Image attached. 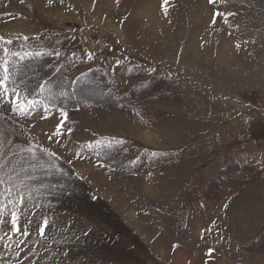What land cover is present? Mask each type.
Masks as SVG:
<instances>
[{
	"label": "rangeland",
	"instance_id": "374dc122",
	"mask_svg": "<svg viewBox=\"0 0 264 264\" xmlns=\"http://www.w3.org/2000/svg\"><path fill=\"white\" fill-rule=\"evenodd\" d=\"M0 37V78L13 53L42 50L51 69L99 65L125 89L159 75L170 89L134 91L136 107L49 108L6 81L0 204L23 192L26 207L21 232L11 204L0 214V264H264V0H0ZM128 137L133 167L92 151Z\"/></svg>",
	"mask_w": 264,
	"mask_h": 264
},
{
	"label": "trees",
	"instance_id": "16d2710c",
	"mask_svg": "<svg viewBox=\"0 0 264 264\" xmlns=\"http://www.w3.org/2000/svg\"><path fill=\"white\" fill-rule=\"evenodd\" d=\"M46 57L44 51L21 52L13 55L7 63L8 81L19 85L24 97L34 104L57 108L75 107L80 103L136 107L134 91L142 98L152 100L170 96L169 82L159 75H150L125 89L113 85L100 67L91 66L78 71L75 65L62 63L51 69ZM88 85L96 88H88ZM75 89H78V95L73 93ZM100 152L103 159L126 168L133 167V158L139 155L134 143H126L123 147L121 143L113 142L111 146L102 147ZM128 152L129 160L123 164L121 160Z\"/></svg>",
	"mask_w": 264,
	"mask_h": 264
},
{
	"label": "snow or ice",
	"instance_id": "6c2138e0",
	"mask_svg": "<svg viewBox=\"0 0 264 264\" xmlns=\"http://www.w3.org/2000/svg\"><path fill=\"white\" fill-rule=\"evenodd\" d=\"M209 3H214V0H209ZM231 15H234V13H221V12H217L215 13V16L217 17H224L225 18V22H227V16H231ZM215 22V21H214ZM4 38L3 37H0V40H3ZM6 43H11V40H8L6 41ZM237 48L240 47L239 44L236 45ZM4 52H5V56L8 55V49L5 48L4 49ZM13 55H19L18 53H13ZM91 58V57H89ZM7 59L4 60L3 62V71L5 73L4 77L3 78H0V95H6L8 93V88H7V85H6V81L8 80V67H7ZM13 93L16 92L15 89L12 90ZM30 107L29 108H25L24 105L22 104H17V103H13V111L14 112H17L18 114H20L21 116L23 117H27L29 115V112H30ZM63 128V124H58L56 126V130L55 132L52 134V136H50L49 138L51 139L53 136H61L63 135L61 129ZM68 131L70 132L71 129H68ZM27 151L29 152H32L33 150L31 148L27 149ZM42 151H44L47 155L51 156V157H55L56 156V153L55 152H49L47 149H42ZM12 179L11 176L8 177V180L10 181ZM6 181L0 177V185H3L5 184ZM5 192L8 194V196H11L12 195V187H7L5 188ZM8 204H11L12 207H13V211L11 212V223L13 225V232H21V228L20 226L18 225V216H17V212H16V208L18 205H23L26 207V204H25V200H24V193L23 192H20L17 199L14 201L12 199H9L7 204H0V214H2V211L3 209L7 208ZM0 222H3V221H0ZM48 224V221L45 219L44 222H43V225L40 227L39 229V232H40V235L43 236L44 235V230H45V227L47 226ZM29 233L24 230L22 232V235L24 236H27ZM4 237H0V239H3ZM9 239H11V237H9ZM20 244L23 243V241H20L19 242ZM19 247V244L17 245ZM5 247H8V245H5ZM17 255H19V253H17Z\"/></svg>",
	"mask_w": 264,
	"mask_h": 264
},
{
	"label": "bare ground",
	"instance_id": "6f19581e",
	"mask_svg": "<svg viewBox=\"0 0 264 264\" xmlns=\"http://www.w3.org/2000/svg\"><path fill=\"white\" fill-rule=\"evenodd\" d=\"M148 4V3H147ZM146 5V4H145ZM150 6H152V5H149L148 7H147V9H148V12L149 13H146V14H148V15H151L152 13H151V11H152V8L150 7ZM146 7V6H145ZM144 7V8H145ZM146 9V8H145ZM144 10V9H143ZM141 11H142V9H141ZM145 134V133H144ZM180 264H182V263H180ZM197 264H200V262H198Z\"/></svg>",
	"mask_w": 264,
	"mask_h": 264
},
{
	"label": "crops",
	"instance_id": "0c3cea01",
	"mask_svg": "<svg viewBox=\"0 0 264 264\" xmlns=\"http://www.w3.org/2000/svg\"><path fill=\"white\" fill-rule=\"evenodd\" d=\"M97 120H99V119H97ZM101 132H103V133H105V134H107V133H111V132H109V131H107V130H100ZM108 181V180H107ZM109 182H112V180H110Z\"/></svg>",
	"mask_w": 264,
	"mask_h": 264
}]
</instances>
